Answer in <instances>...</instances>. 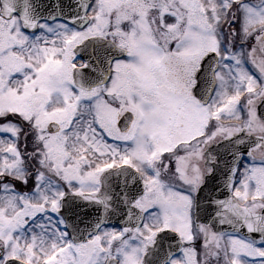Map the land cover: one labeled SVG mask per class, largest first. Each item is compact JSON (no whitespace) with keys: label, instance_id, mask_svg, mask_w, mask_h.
Returning a JSON list of instances; mask_svg holds the SVG:
<instances>
[{"label":"snow or ice","instance_id":"snow-or-ice-1","mask_svg":"<svg viewBox=\"0 0 264 264\" xmlns=\"http://www.w3.org/2000/svg\"><path fill=\"white\" fill-rule=\"evenodd\" d=\"M0 264H264V0H0Z\"/></svg>","mask_w":264,"mask_h":264}]
</instances>
